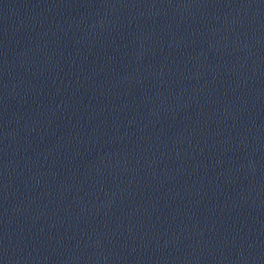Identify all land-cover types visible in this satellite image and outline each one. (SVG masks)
Here are the masks:
<instances>
[{
    "label": "water",
    "instance_id": "95a60500",
    "mask_svg": "<svg viewBox=\"0 0 264 264\" xmlns=\"http://www.w3.org/2000/svg\"><path fill=\"white\" fill-rule=\"evenodd\" d=\"M219 0H0V264H241Z\"/></svg>",
    "mask_w": 264,
    "mask_h": 264
}]
</instances>
